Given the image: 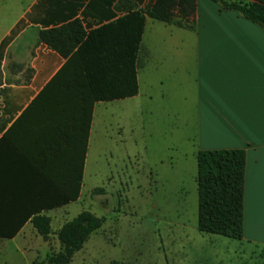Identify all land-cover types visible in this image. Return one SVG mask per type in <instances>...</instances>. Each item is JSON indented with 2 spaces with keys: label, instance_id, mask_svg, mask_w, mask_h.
Instances as JSON below:
<instances>
[{
  "label": "crops",
  "instance_id": "obj_1",
  "mask_svg": "<svg viewBox=\"0 0 264 264\" xmlns=\"http://www.w3.org/2000/svg\"><path fill=\"white\" fill-rule=\"evenodd\" d=\"M203 1L209 7L200 12L199 0H194L193 11L182 19V26L145 16L141 38L148 18L161 22L167 36L173 29L191 31L187 35L192 50L162 49L161 61L156 63L168 66L169 58H173L178 67L184 68L186 57L192 58L194 154L198 150H244L241 239L264 247V28L218 2ZM131 4L130 0H116L112 9L119 15L122 7ZM81 9L60 0H0V43L16 29L0 47V232L11 231L43 203L67 195L68 170L69 193H73L74 138L83 135V118L74 110L79 98L62 83L67 70L58 81H51L63 67L65 57L41 41L38 32L73 18L81 20L85 31L96 27L93 19L81 18ZM152 55L140 39L135 94L93 101L78 196L39 211L49 217V224L56 220L57 229L65 222L59 218L67 207L80 198L95 106L102 105L99 135L112 138L106 105L139 95L138 69L148 64ZM85 99L88 104L89 99ZM154 175L149 173L153 183L158 181ZM25 227H29L26 233H36L30 219H25L13 237L0 239L20 234L24 237ZM56 230L51 229V233Z\"/></svg>",
  "mask_w": 264,
  "mask_h": 264
},
{
  "label": "rangeland",
  "instance_id": "obj_2",
  "mask_svg": "<svg viewBox=\"0 0 264 264\" xmlns=\"http://www.w3.org/2000/svg\"><path fill=\"white\" fill-rule=\"evenodd\" d=\"M207 7L199 0L200 12ZM166 33L147 19L141 45L153 55L138 69L139 95L106 105L112 138L99 135L102 105L95 106L80 198L59 219L89 210L104 221L68 264H264V247L196 229L192 58L184 68L173 58L156 63L162 49L194 47L191 31ZM57 225L52 219L50 228ZM28 228L24 237L0 239V264H47L59 250L54 233L42 239Z\"/></svg>",
  "mask_w": 264,
  "mask_h": 264
},
{
  "label": "trees",
  "instance_id": "obj_3",
  "mask_svg": "<svg viewBox=\"0 0 264 264\" xmlns=\"http://www.w3.org/2000/svg\"><path fill=\"white\" fill-rule=\"evenodd\" d=\"M60 1L75 9L82 7L81 18H90L97 23L96 27L85 31L81 20L73 18L59 26L38 32L41 41L65 57L63 67L51 81H58V76L67 70L62 83L79 98L74 110L83 118V135L74 138L73 193H69L68 170L67 195L64 193L61 199L36 207L31 212L32 216H24L11 231L0 232V237H13L25 219H30L32 227L42 239L48 237L51 233L49 217L39 214V211L61 205L78 196L87 141L86 129L93 101L136 93L135 60L145 16L182 26V19L191 14L194 8V0H151L146 4L145 0H130L131 6L122 7V14L116 15L112 9L116 0ZM213 1L220 3L225 9L235 10L242 17L264 28V0ZM143 4L142 7H136ZM15 30L1 41L0 47L9 41ZM86 97L89 99L88 104L85 102ZM195 158L196 229L203 233L241 239L244 150H198ZM61 190L64 192V186ZM97 190L99 191L98 188L94 189ZM102 222V217H97L88 210H81L63 222L54 232L59 250L47 254L46 263L68 264L73 253L82 247Z\"/></svg>",
  "mask_w": 264,
  "mask_h": 264
}]
</instances>
